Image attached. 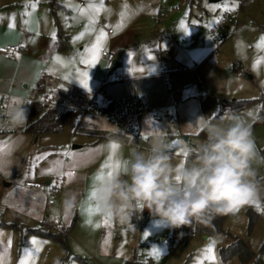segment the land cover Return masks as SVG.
<instances>
[{
    "label": "rangeland",
    "instance_id": "1",
    "mask_svg": "<svg viewBox=\"0 0 264 264\" xmlns=\"http://www.w3.org/2000/svg\"><path fill=\"white\" fill-rule=\"evenodd\" d=\"M14 1L16 2L12 6L6 8L7 14L14 12L16 20H21V25L27 21L25 24L30 27L32 23L35 24L36 13L43 15L48 7H52L51 2L56 8L62 5L68 9V12L66 10L64 13L57 11V15L63 32L70 35L72 48L67 54L56 53L55 57H60L59 62H63L60 65L51 63V67L72 80L80 76L70 74L72 69L68 73L65 65L75 67L79 50L82 48L91 57L94 54L99 57L104 47L109 49L112 35L108 30L110 28L117 31L118 25L111 22L110 17L107 20V11L113 8L115 12L123 10L122 1L104 0V9L97 15L94 25L89 23L91 11L80 13L75 6L87 8L89 3L99 5L100 0ZM130 1L139 4V0ZM178 1L180 0L173 3L172 0H161L166 9L159 16L160 33L153 44L146 41L147 28L142 27L140 21L134 22L115 49L118 62L121 63L122 60L124 63L122 71L115 67L117 59L112 68L106 71L114 75L118 70L120 82H125L127 79L132 80V75L139 72L138 69H143L140 74L155 73L158 63L162 60L173 66L167 68L172 71V85L168 87L165 80L164 86L166 84L167 88L162 91L165 99L160 103L161 106L151 108L148 115L152 130L143 133L148 142L138 141L137 144L140 149H145L152 134L162 133L173 143L174 162L188 158L182 152L185 145L194 147L205 138L203 118L223 121L229 116H236L248 123L257 151V159L253 162L258 182L256 205L247 204L235 213L226 214L224 232L209 236L198 233L195 222L179 230L158 224L147 209H144L141 215H133L129 221H121L118 217L111 216L109 223L105 224L103 217L99 231L94 232L92 236H86L79 232V229H73L67 246L71 250L70 259L62 263L56 252L65 247L55 240L9 231L0 235V242L6 241L8 248H13V264H20L22 259L26 260V264H40L38 260L43 258L47 259L48 264H53L51 261L55 258L58 259L56 264H83L72 258L75 255L86 259L90 264H100L99 255L106 256L107 261L112 264L118 259H137L141 263L149 264H241L236 256L223 261L220 255L222 248L233 243V237L244 240L260 259V263L264 264V251H259L264 242V123L256 124L260 99H264V46H261L264 45V41H261V37H264V0H215V3H212V0H197L199 7L195 4L191 9L182 8ZM150 2L154 3L155 0ZM33 3L36 5L35 9L31 7ZM68 4L74 7H67ZM233 4L236 6L231 11H235L238 16H231L226 20L225 5L232 8ZM25 13L32 15L29 19H23L21 14L26 16ZM176 21L179 24L177 32L173 34L172 28ZM6 23H9L8 19ZM101 28L106 37L99 41L98 50L93 49ZM75 37L78 38L74 39ZM167 38L170 41H167ZM173 38L179 41L181 49L174 46ZM159 48L168 49V52L156 53ZM242 101L249 104L243 110L237 111L233 106ZM3 109L0 104V111ZM97 118L107 122L102 117ZM13 133L19 134L20 131L2 134L11 137ZM40 156L43 157L42 151L38 157ZM121 173L119 171V174ZM53 197L57 199L56 195ZM250 214H256L258 217L251 234L248 228ZM51 222L58 224L57 221ZM32 237H36L40 243L32 245ZM26 247L32 251L29 258L25 257ZM208 247L213 248L215 260L206 258ZM33 248L39 249L36 254ZM87 248H101V253L94 255ZM154 249L159 250V255L154 253Z\"/></svg>",
    "mask_w": 264,
    "mask_h": 264
},
{
    "label": "crops",
    "instance_id": "2",
    "mask_svg": "<svg viewBox=\"0 0 264 264\" xmlns=\"http://www.w3.org/2000/svg\"><path fill=\"white\" fill-rule=\"evenodd\" d=\"M120 1L123 5L121 12H115V8L107 11V20L110 17L111 22L119 25V31H113L110 34L112 35L109 42L110 47L109 49L104 47L102 51L110 50L113 52L117 59L115 67L122 71L124 63L122 60L121 63L118 62L115 49L122 41L125 32L134 22L140 21L141 26L147 28L146 41L148 44H153L160 33L159 23L161 19L159 16L166 7L161 0H155L154 3L150 2L152 0H139V4L130 0ZM176 1L172 0L173 3ZM15 2L14 0H0V46H20V51L14 55L0 54L1 106V100L4 96L9 95L10 98L29 96L39 77L45 74L56 78L63 84L73 85L84 93L100 92V98L104 100H115L131 93L143 94L146 96L150 107L140 120L139 127L135 132L114 126L91 114L71 115L65 129L59 134H43L34 137L20 132L19 134L13 133L10 137L7 134H2L7 132L0 131L2 134H0V148L3 149V152H11V164L0 165L3 167V171H0V235L9 231H19L23 234V228H38L44 222H48L53 226L69 227L73 225V229H79L78 231L86 234V236H92L94 232L99 231L102 218L106 215L93 212L89 216L87 212L82 211L81 206L88 202V196L93 185L100 182L96 179L97 174L103 173L106 176L108 171L113 170L111 167H105L106 164L115 165L119 162L121 167L116 172L119 174V171L122 172V162L128 156L130 149L133 147L140 148L137 144L138 141L148 142L143 135V133L152 130L150 129L152 122L148 115L151 108L161 106L160 103L165 99L162 94V91L167 88L166 84L164 86L166 80L164 72L170 74L172 71L167 68L173 66L168 61L162 60L158 63L155 73L140 74L143 69H138L139 72L132 75V80L127 79L125 82L124 80L120 82L117 75L118 70L114 72V75H112L113 73L108 74L106 71V64L101 56L102 51L95 62L85 64L82 61H90L92 57L82 48L79 50L76 68L68 64L65 65L68 73L72 69L70 74L79 75L80 78H75L76 80L67 78L58 69H53L51 63L60 65L62 62L53 59L56 53L67 54L72 48L70 35L67 34L69 36L68 49L65 51L57 50V33L59 31L64 33L57 11L64 13L66 10L68 12V9L62 5L56 8L51 2L52 7H48L43 15L36 13L35 24L32 23V27H30L29 24L25 23L21 25V20H16L14 12V16L13 13L7 14L6 8ZM211 2L215 3V0ZM178 4L184 9H191L195 4L196 7H199L197 0H180ZM25 15L28 17L21 14L22 18L29 19L32 13L31 15L25 13ZM7 19L9 23H6ZM12 22H14L13 25ZM178 24V21L173 24V34L177 32ZM13 26H17V28ZM162 29L166 30L163 27ZM110 30L112 29L109 28L108 33ZM53 31L56 32L55 39L51 35ZM37 33L39 34L37 35ZM167 41L170 40L167 38ZM172 42L175 44H173L174 46L181 49L178 40L173 38ZM157 52L166 54L168 49L159 48ZM84 53L87 55H83ZM85 71L88 73V89H85L79 82L82 79L81 74ZM43 96H47L49 99L52 95L45 92ZM55 108H59L58 111L66 110L63 107ZM17 135H22L25 140L19 149L14 150L10 145V140ZM113 143L118 145L115 150L111 148ZM41 151L43 158L38 160L37 157ZM65 153H71V155ZM69 172L72 173L71 177L67 175ZM28 181L44 183L47 188L45 191L28 189L25 187V183ZM55 184L60 186L57 193H54L51 188ZM68 193L76 194L75 202L65 199ZM55 195L56 200L53 197ZM50 201H54V203L50 204ZM91 203L95 204L94 201ZM89 219L92 221L91 224L86 222ZM51 220L57 221L58 224H53ZM96 224H99V227H96ZM62 249L56 252L59 255V261L62 259L61 263L69 260L71 255L70 248ZM87 249H90L94 255L101 253V248ZM33 252L36 254V248H33ZM13 253V248H8L6 241L0 242V264H13ZM72 258L77 259L78 262L81 261L83 264H90L86 259L77 255L72 256ZM58 259H53L51 263H58ZM38 261L41 262L40 264H48L47 259L44 258ZM125 261L118 259L114 264H124ZM98 263L112 264L103 255H99Z\"/></svg>",
    "mask_w": 264,
    "mask_h": 264
},
{
    "label": "clouds",
    "instance_id": "3",
    "mask_svg": "<svg viewBox=\"0 0 264 264\" xmlns=\"http://www.w3.org/2000/svg\"><path fill=\"white\" fill-rule=\"evenodd\" d=\"M29 108L21 97H11L0 111V131L27 126ZM205 138L185 145L186 160L174 162L173 143L162 133L151 136L148 147H133L122 162V174L93 185L94 203L104 215L129 221L147 209L156 223L181 228L203 218L235 213L258 195L256 144L251 126L229 116L223 121L203 118ZM25 138L10 145L19 149ZM11 152H0V165L11 164ZM3 171V167H0ZM65 199L75 202L76 194Z\"/></svg>",
    "mask_w": 264,
    "mask_h": 264
},
{
    "label": "built area",
    "instance_id": "4",
    "mask_svg": "<svg viewBox=\"0 0 264 264\" xmlns=\"http://www.w3.org/2000/svg\"><path fill=\"white\" fill-rule=\"evenodd\" d=\"M237 17L235 11H226V20L230 17ZM113 31L110 30L109 34ZM217 46H219V43ZM20 51V46L9 45L0 46V54L14 55ZM23 51V50H22ZM102 58L105 61L106 69L110 70L115 62L116 55L110 50L102 51ZM166 84L170 86L171 80L168 72H165ZM51 93V98L43 96V93ZM101 93H84L73 85L61 83L56 78L48 75H41L37 80L30 95L23 98L27 101V107L32 102H42L51 104L55 107H63L70 111L72 115L91 114L104 118L108 123L123 127L129 132H135L139 127V122L147 112L149 107L146 106V97L143 94L131 93L116 100L101 99ZM43 98V99H42ZM10 96H4L1 100L2 106L7 107ZM17 130V129H16ZM16 130H3L4 132H14ZM28 189L45 191L47 186L41 182L28 181L25 183ZM54 193H57L60 186L55 184L51 187ZM54 201H50L53 204Z\"/></svg>",
    "mask_w": 264,
    "mask_h": 264
},
{
    "label": "trees",
    "instance_id": "5",
    "mask_svg": "<svg viewBox=\"0 0 264 264\" xmlns=\"http://www.w3.org/2000/svg\"><path fill=\"white\" fill-rule=\"evenodd\" d=\"M57 40H58L57 41L58 51H65L66 49H68L69 36L67 34H64L61 31H59L57 33ZM145 103H146V106L149 107L147 98H146ZM248 104L249 102L242 101V102L234 104L233 107H235L237 111H241ZM28 108H29V119L27 122V126L23 129H17L16 131L30 134L34 137H38L43 134L62 133L72 115L70 111H67V110L58 111V109L55 108V106L51 104H47V103H42V102H32L28 106ZM149 109L147 110V112L149 111ZM257 123H264V99L263 98L260 99L259 117L256 120V124ZM226 218H227L226 214L216 215L211 218H208V217L203 218L200 221L195 222L196 230L198 233H202L208 236L217 235L219 233L224 232V224H225ZM257 219L258 217L256 214L249 215V225H248L249 234L253 232L256 226V223H257ZM175 229L179 230L180 228H175ZM72 230H73V225L69 227L53 226L52 224H49L48 222H44L38 228H23L22 233L25 236L33 235V236H37L42 239H53L59 245L64 246L65 249H67L68 239H69V236ZM259 251L261 252L264 251V242L262 243ZM220 255L223 261H227L231 257L236 256L240 260L241 264H261L260 259L256 257L255 253L249 247V245L244 240L235 238V237H233V243H231L228 247L222 248L220 250ZM124 264H149V262L141 263V262H138L137 259H134L132 261L126 260Z\"/></svg>",
    "mask_w": 264,
    "mask_h": 264
},
{
    "label": "snow or ice",
    "instance_id": "6",
    "mask_svg": "<svg viewBox=\"0 0 264 264\" xmlns=\"http://www.w3.org/2000/svg\"><path fill=\"white\" fill-rule=\"evenodd\" d=\"M66 6H67V7H74L72 4H68V5H66ZM235 6H236V5L233 4V5H232V8H228L227 5H225V9H226V10H233V9L235 8ZM31 7H32L33 9H35L36 5L33 3V4L31 5ZM217 7H219V5H217ZM75 8H76V10L79 11L80 13H86V12H88V11H91V15L89 16V23H90V24H94L95 21H96V17H97V15H98V14L104 9V0H100V4H99V5L94 4V3H89V4L87 5V8L79 7V6H75ZM26 14H27V13H26ZM25 23H27V21H25ZM117 27H119V25H118ZM86 28H87V25H86ZM38 34H39V33H37V35H38ZM51 35H52V38L55 39V37H56V32L53 31ZM105 37H106V33L104 32L103 28H101V29H100V32H99V35H98V37H97V44H94V45H93V49H97V50H98L99 41H100L101 39L105 38ZM76 38H78V37H75L74 39H76ZM261 41H264V37H261ZM261 46H264V45H261ZM53 59H55V60H57V61H60V57H54ZM96 59H97V57H96V55L94 54V55L92 56V59H91L90 61H89V60H84V61H82V62L85 63V64H90V63L95 62ZM61 62H63V61H61ZM81 76H82V79H80V81H79L80 84H81L85 89H88V88H89V84H88V73L85 71V72H83V73L81 74ZM89 90H90V89H89ZM42 99H43V98H42ZM111 148H112L113 150H115V149L118 148V145L115 144V143H113V144H111ZM0 152H3V149H2V148H0ZM182 152H183V155L186 157V156H187V153H186L184 150H182ZM65 154H66V155H71V153H65ZM42 158H43L42 156L37 157V159H42ZM109 159H111V157H109ZM105 167H111L113 170H112V171H108L106 176H105L103 173H99V174H97V176H96V179H97V180L102 181V180H104L105 178H111V177H112L114 174H116V172L120 169L121 165L119 164V162H117L115 165H108V164H106ZM48 171H51V169H48ZM67 175H68L69 177H71L72 173L69 172ZM94 196H95V193H94V191L91 189V191H90V193H89V196H88V202H87L86 204H82V206H81L82 211L87 212L89 216H91V214H92L93 212H99L98 206H97L96 204H92V203H91L92 201H94ZM251 204L256 205V200H253ZM257 207H258V205H257ZM110 219H111V215H106V216H105L104 223H105V224H108L109 221H110ZM86 222L89 223V224L92 223L91 219L87 220ZM95 226H96V227H99V224H96ZM9 243H11V241H9ZM31 243H32V245H38L40 242L37 241L36 237H32V239H31ZM36 250L38 251L39 249L37 248ZM153 251H154V253H155L156 255H159V250L154 249ZM24 252H25V257H29V256L32 255V251H31L29 248H27V247L24 249ZM206 258L209 259V260H215V259H216L212 247H208V248L206 249ZM20 264H26V260H25V259H22V260L20 261Z\"/></svg>",
    "mask_w": 264,
    "mask_h": 264
}]
</instances>
